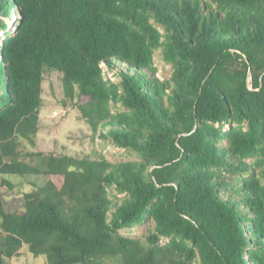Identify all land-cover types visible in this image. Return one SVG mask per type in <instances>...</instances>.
I'll return each instance as SVG.
<instances>
[{"label": "trees", "instance_id": "trees-1", "mask_svg": "<svg viewBox=\"0 0 264 264\" xmlns=\"http://www.w3.org/2000/svg\"><path fill=\"white\" fill-rule=\"evenodd\" d=\"M1 32L0 264L24 247L48 264H264V0H0ZM46 69L140 160L27 150ZM12 178L34 187L21 212ZM148 221L143 240L121 234Z\"/></svg>", "mask_w": 264, "mask_h": 264}, {"label": "rangeland", "instance_id": "rangeland-1", "mask_svg": "<svg viewBox=\"0 0 264 264\" xmlns=\"http://www.w3.org/2000/svg\"><path fill=\"white\" fill-rule=\"evenodd\" d=\"M8 32H15L17 24L7 22ZM5 33H0V39L5 38ZM155 63L158 68L157 77L164 80L171 77L172 68L167 65L157 52ZM106 78L115 83H119L118 75L102 68ZM63 75L46 69L43 82V106L40 110V127L37 138V146L32 149L27 146V150L38 153L53 154L56 156H72L75 158H91L94 160L106 159L109 162L118 164L129 161H139L137 154L120 149L117 146L101 139L100 135H95L90 124L83 118L78 109V98L69 99L66 97L63 87ZM83 103L86 100L82 101ZM52 180L61 186V178L39 177L32 178L30 182L38 185L45 181ZM13 190L2 189L5 194V209L7 212H21L23 201L21 195L30 192L34 187L26 179L12 178ZM113 198H123L116 190L112 191ZM155 230V224L151 221L142 226H136L121 231V234L130 238L144 239L146 234ZM106 264H117L114 259H108ZM10 264H48L46 256L36 257L31 254L27 247H24L21 256L9 262Z\"/></svg>", "mask_w": 264, "mask_h": 264}]
</instances>
